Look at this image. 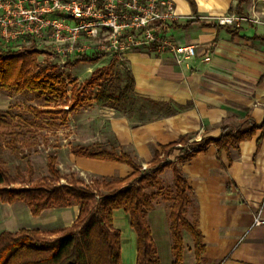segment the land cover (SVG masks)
<instances>
[{"label": "crops", "instance_id": "obj_1", "mask_svg": "<svg viewBox=\"0 0 264 264\" xmlns=\"http://www.w3.org/2000/svg\"><path fill=\"white\" fill-rule=\"evenodd\" d=\"M169 1L178 18L166 26L164 34L176 45L195 46V56L176 63L167 51L128 50L117 56L119 64L133 78L135 103L145 102L146 108L133 103L116 111L91 103L107 122L118 153L128 154L140 166H149L161 146L182 136L217 138L222 125L240 123L246 116L258 126L264 124V0H248L238 26L216 23V18L234 14L230 10L238 0H192V6L188 0ZM112 56L103 54L94 64L84 63L89 74L109 64ZM64 143V150L54 156L58 169L66 174L123 179L132 173L124 163L76 156L70 150L74 141L64 139ZM178 168L191 188L206 263L264 264V128L241 141L236 150L218 154L211 144L204 153L179 161ZM258 210L262 222L254 225ZM45 213L47 223L22 228L49 232L69 227L78 207L46 209L33 217ZM112 216L113 225L119 231L124 228L121 264L129 260L135 264L136 235L129 217L122 210L113 211ZM147 220L157 254L162 247L166 263L171 264L167 211L156 206ZM182 241L181 264H196L192 239L185 230Z\"/></svg>", "mask_w": 264, "mask_h": 264}, {"label": "trees", "instance_id": "obj_2", "mask_svg": "<svg viewBox=\"0 0 264 264\" xmlns=\"http://www.w3.org/2000/svg\"><path fill=\"white\" fill-rule=\"evenodd\" d=\"M193 5L192 0H188ZM248 0H238L230 10L239 17H245L243 6ZM0 43V92L32 94L45 106L61 104L73 111L85 101L122 111L121 105L135 103L134 81L126 68L125 83L117 86L119 80L111 71L119 61L112 56L109 64L94 69L82 84L70 88L58 73L56 65L39 66L38 51L31 48L25 54L13 52ZM103 54H76L75 61L94 64ZM87 88L94 89L92 99L84 95ZM70 95V100H68ZM62 109L57 110L60 113ZM37 113H52L43 110ZM54 113V112H53ZM6 122L0 118V126ZM264 124L256 125L246 116L240 123L224 124L217 138L190 140L180 137L176 142L161 146L156 151L149 168L142 169L123 152L116 153L99 146H77L72 153L79 157L107 160L127 164L132 173L123 179L100 177L85 183L73 177L64 185L59 184L61 175L56 168V157L48 156V177L31 187H0V202L23 203L32 216H38L46 209L78 207L74 222L66 228L49 232L21 228L15 232L0 233V264H121L120 231L113 225V211L122 210L129 217V225L136 235L135 264H160L156 246L148 225V213L156 207L154 200L159 190L158 174L165 166H152L161 156L178 153L181 162L204 153L214 145L217 153L236 150L241 141L250 139ZM173 197L167 212L171 242V264H181L183 258L182 231L192 239L196 264H207L203 258L204 244L197 227L196 210L190 199L191 188L179 168H173ZM0 173V184L3 182ZM147 189L151 191L147 192ZM155 190V192H153ZM189 208L194 209L193 218L187 217Z\"/></svg>", "mask_w": 264, "mask_h": 264}, {"label": "rangeland", "instance_id": "obj_3", "mask_svg": "<svg viewBox=\"0 0 264 264\" xmlns=\"http://www.w3.org/2000/svg\"><path fill=\"white\" fill-rule=\"evenodd\" d=\"M38 1L42 4L44 0ZM67 1L64 0V2ZM42 17L70 26L76 24L71 15L63 10L46 13ZM85 23L90 26L80 30L75 36L72 33L61 31L59 36L55 37L51 33L52 29L47 28L37 37L25 34L17 37L11 44L2 46L23 54L31 48H35L38 51L36 58L38 65H56L58 73L66 82H69L68 84H71L70 88L73 84H82L90 75L87 71V64L75 61L76 54H85L87 51L88 55L111 53L113 56H117L107 48L110 37L109 30L92 25L96 23L94 20L87 19ZM102 46L104 49L100 48ZM119 63L120 61L111 71V76L119 80L118 88L125 83V67ZM121 63L124 64L123 61ZM93 93L94 89L87 88L83 94L92 99ZM68 96V100H70V95L68 94ZM91 103L93 101H85L73 111H69L65 110L61 104L45 106L32 94L0 92V118L6 122L5 126H0V173L3 174L4 179L0 187H31L41 179L47 178L48 156L59 155L64 150L63 148L67 145L64 143V139L74 141L70 146L71 151L77 146H99L118 153L117 147L110 137L107 122L95 113ZM135 105L139 109H144L147 103L137 101ZM126 108L128 105H121V109L125 110ZM60 109L62 111L56 113ZM43 110H50L52 113H37ZM81 141L84 142V145L79 143ZM65 149L67 150V148ZM177 156L178 153L173 152L170 159L168 156H161L155 164H152L154 167L165 166L162 173L157 176L160 183L154 204L157 207H164L167 212L173 197L171 170L179 166ZM59 160L62 162V159ZM56 164L58 169V161ZM143 167L149 168L150 166L142 164V169ZM58 171L61 175L59 181L61 185L69 183L72 177L81 179L87 184L93 179H98L79 176L75 173L66 174L59 169ZM148 191L150 192L151 189H147ZM27 214L28 209L21 202L13 205L0 202V233L15 232L26 226L38 227L37 225L42 226L41 224L49 221L48 213L39 218ZM193 214L194 209L190 208L187 214L190 221ZM123 229L121 226V233L124 231ZM158 256L160 264H167L162 247ZM125 264H131L130 260Z\"/></svg>", "mask_w": 264, "mask_h": 264}, {"label": "built area", "instance_id": "obj_4", "mask_svg": "<svg viewBox=\"0 0 264 264\" xmlns=\"http://www.w3.org/2000/svg\"><path fill=\"white\" fill-rule=\"evenodd\" d=\"M66 11L76 22L73 26L42 16L53 11ZM178 15L169 0H0V43L10 44L17 37L31 35L37 37L47 29L59 36L61 31L72 33L89 27L85 20H94L110 32L109 48L113 54L121 56L134 49L153 48L169 52L176 63L195 56V46L176 45L164 34V29ZM244 20L235 14L216 18L217 25L238 26ZM104 49V46L100 47ZM68 110L67 106L63 107ZM145 169V167H143ZM258 210L254 225L261 224Z\"/></svg>", "mask_w": 264, "mask_h": 264}]
</instances>
